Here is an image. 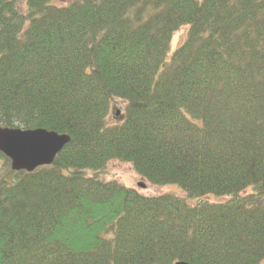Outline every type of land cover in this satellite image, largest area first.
Returning a JSON list of instances; mask_svg holds the SVG:
<instances>
[{
  "label": "trees",
  "instance_id": "1",
  "mask_svg": "<svg viewBox=\"0 0 264 264\" xmlns=\"http://www.w3.org/2000/svg\"><path fill=\"white\" fill-rule=\"evenodd\" d=\"M57 1L0 0V125L70 137L0 152V264H264V0Z\"/></svg>",
  "mask_w": 264,
  "mask_h": 264
},
{
  "label": "water",
  "instance_id": "2",
  "mask_svg": "<svg viewBox=\"0 0 264 264\" xmlns=\"http://www.w3.org/2000/svg\"><path fill=\"white\" fill-rule=\"evenodd\" d=\"M69 140L67 134L42 128L24 130L0 125V152L10 160L11 168L15 171L31 172L40 166L52 164ZM137 186L143 188L144 184L139 182ZM174 264L189 263L177 261Z\"/></svg>",
  "mask_w": 264,
  "mask_h": 264
},
{
  "label": "rangeland",
  "instance_id": "3",
  "mask_svg": "<svg viewBox=\"0 0 264 264\" xmlns=\"http://www.w3.org/2000/svg\"><path fill=\"white\" fill-rule=\"evenodd\" d=\"M69 2L70 0H58L57 2ZM187 27H182L177 32L173 33V36L170 41V52L181 44V42L185 39L186 36V29ZM92 172V171H91ZM91 172H88L91 175ZM99 175L104 178L105 180H115L118 183L129 187L137 189L143 195H157V194H164V193H171L179 197L186 198V194H184V190H182L177 185H154L147 182V180L143 179L139 175L134 172L131 164L127 162H122L118 160H111L109 161L103 170L99 171ZM138 182L144 184L143 188H139L137 186ZM211 201H220L222 198H207ZM189 202L192 203L191 200Z\"/></svg>",
  "mask_w": 264,
  "mask_h": 264
}]
</instances>
